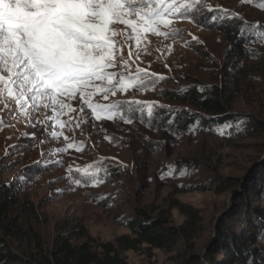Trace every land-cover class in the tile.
Wrapping results in <instances>:
<instances>
[{"label":"rangeland","instance_id":"rangeland-1","mask_svg":"<svg viewBox=\"0 0 264 264\" xmlns=\"http://www.w3.org/2000/svg\"><path fill=\"white\" fill-rule=\"evenodd\" d=\"M262 4L264 0H203L192 13L199 25L179 16L167 17L171 24L160 25L161 33L178 30L181 35L166 37L149 29L139 45L134 33L125 40L130 28L115 25L117 32H123L116 47L117 55L125 58L122 63H128V74L142 68L165 79L146 90L130 87L108 101L99 96L93 100L152 103V117L147 108L141 112L125 107L113 120L98 121L82 101H68L73 110L65 109L59 121L51 109H40L33 120L7 100L6 93L0 97V181L16 185L20 199L35 205L38 217L31 220L47 247L59 233L81 244L85 238L75 231L84 227L99 249L101 243L130 235L124 221L142 208L153 216H168L172 225L186 226L187 234L172 250L146 244L121 250L123 264H213L209 248L221 223L232 226L229 216L237 209L235 192L244 193L243 182L264 164V43L256 35L264 31ZM213 15L218 19L213 21ZM230 21L241 24L245 60L231 59L225 35L209 26ZM193 36L199 43H193ZM190 87L202 93L222 89L239 120L211 125L209 113L166 96ZM12 108L15 111L10 113ZM173 164L170 176L168 166ZM96 168H106L108 174L101 171L103 182L93 184L84 171ZM184 168L187 175L181 177ZM260 180H256L259 186ZM256 186L250 187L249 197ZM255 205L264 210V202L257 200ZM186 207L197 216H188ZM235 230L241 233L240 226ZM218 258V264H225L224 255Z\"/></svg>","mask_w":264,"mask_h":264},{"label":"snow or ice","instance_id":"snow-or-ice-1","mask_svg":"<svg viewBox=\"0 0 264 264\" xmlns=\"http://www.w3.org/2000/svg\"><path fill=\"white\" fill-rule=\"evenodd\" d=\"M202 3L203 0H171L166 4L164 0H0V97L6 93L7 100L14 101L33 120L40 109H51L59 121L65 109L73 110L68 101H82L98 121L113 120L125 107L129 111L139 108L141 112L147 108V115L152 117L155 107L152 103L93 100L99 96L108 101L110 96L115 97L130 87L146 90L165 79L142 68H136L134 75L128 74V63H122L125 58L117 55L116 47V38L123 36V32H117L115 25L130 28L125 40L134 33L137 45L149 29L156 35L179 36L178 30L161 33L159 26L171 24L167 17L193 20L192 13ZM260 7L264 8V4ZM217 19V15L212 16L213 21ZM193 22L199 25L198 20ZM256 35L264 43V31H257ZM191 39L199 43L198 38ZM14 111L10 109V113ZM172 122L169 120V125ZM68 147L72 148L73 144L69 143ZM168 167L171 176L175 165ZM101 171L107 176L106 168H96L86 169L84 177L93 184L101 183L104 179L98 175ZM179 174L187 175V168ZM75 183L80 185L82 181L77 179Z\"/></svg>","mask_w":264,"mask_h":264},{"label":"trees","instance_id":"trees-1","mask_svg":"<svg viewBox=\"0 0 264 264\" xmlns=\"http://www.w3.org/2000/svg\"><path fill=\"white\" fill-rule=\"evenodd\" d=\"M209 26L225 35L230 44L231 59L248 58L240 22ZM208 90L202 93L197 87H190L166 96L209 113L208 124L236 123L238 114L231 112L228 94L219 87ZM259 179L261 186L256 182ZM243 186L244 193L235 192L237 209L229 216L232 226L221 223L218 237L209 248L213 264H218L219 254L226 258L225 264H264V210L255 205L257 200L264 202V164L254 170ZM251 186H256V193L249 197L247 192L250 193ZM186 208L188 216H197L191 207ZM37 217L35 205L20 199V189L16 185L0 181V264H123L121 250H137L142 244L172 250L187 234L186 226L172 225L168 216H153L145 209L136 208L134 215L124 221L131 234L120 236L114 242L101 243L99 249L84 227L75 231L85 238L81 244H75L71 236L59 233L47 247L41 232L33 226L31 219ZM237 226L241 233L235 230Z\"/></svg>","mask_w":264,"mask_h":264}]
</instances>
